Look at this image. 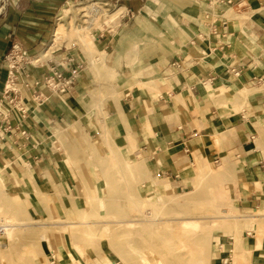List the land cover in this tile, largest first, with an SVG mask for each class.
Segmentation results:
<instances>
[{
	"label": "crops",
	"instance_id": "0c3cea01",
	"mask_svg": "<svg viewBox=\"0 0 264 264\" xmlns=\"http://www.w3.org/2000/svg\"><path fill=\"white\" fill-rule=\"evenodd\" d=\"M69 1L14 0L0 25V169L23 158L30 180L65 197L58 212L71 209L73 197L93 193L94 180H134L142 198L156 202L222 172L226 177L215 187L238 197L242 211L257 212L264 171L253 140L264 122L263 23L256 17L242 26L228 10L215 23L204 16V30L223 28L224 43L216 46L207 38L214 35L198 32L201 17L164 13L157 6L163 0L154 11L152 0H101L120 2L130 22L99 32L91 53L62 47L56 60L33 65L51 45ZM15 47L24 66L12 86L7 57ZM53 68L75 74L67 93L44 87ZM228 176L235 182L231 191ZM50 255V264H82L54 248ZM213 263L264 264V252L253 242L237 253L220 245Z\"/></svg>",
	"mask_w": 264,
	"mask_h": 264
},
{
	"label": "rangeland",
	"instance_id": "374dc122",
	"mask_svg": "<svg viewBox=\"0 0 264 264\" xmlns=\"http://www.w3.org/2000/svg\"><path fill=\"white\" fill-rule=\"evenodd\" d=\"M13 1L0 0V8L4 7L0 12V25L10 15ZM152 1H154L152 6L154 11L157 2H155L156 0ZM172 1L163 0V3L157 6L160 10L162 6L164 13L167 14L170 13V10H177V12L188 11L193 13L195 17H201V22L203 21L202 17L207 15L206 0L203 3L200 2L201 0H191L186 5ZM242 2L243 0L240 1L241 4L236 6L235 9L230 5L220 6L223 7V10H228L230 14L237 16L238 22L245 26L254 21L253 19L258 15V9L252 0H244V4ZM259 2L261 6H264V0H259ZM120 4V2L106 4L101 0H70L60 15V17L63 15L66 29L59 40V44L49 53L50 57L42 58V56L38 59L40 63H35L37 62L35 59L30 60V63L36 66L47 65L49 61L57 59L56 55L62 47L80 46L87 49L76 41L75 33L71 31V28L74 23L88 26L90 23L86 21L91 22L89 11L94 7L98 8L101 14L96 24L98 27H93V36L95 37L99 32H103L106 29L116 32L119 26H125L130 22L127 10L125 8L120 10L123 8ZM118 11L121 15L120 17L118 16L119 18L115 22L106 21L107 18L105 16L111 17ZM201 22V29L198 32L203 35L210 33L208 27H205L204 30L203 22ZM134 23V21L131 22L130 26H133ZM194 24H197L196 20ZM252 27L255 28L257 26L252 25ZM220 33L221 31L216 36L211 34L214 36L207 38H210L211 42L217 46L218 43H224L225 39L224 35ZM185 42L187 43V41ZM193 51L195 53L197 50ZM22 65L24 64L21 63ZM255 127L257 129L254 134L253 145L261 156V167L264 171V122H260ZM17 159L19 160L17 164L10 165L4 170L0 169V218L4 216L16 221L26 220L28 223L31 221L30 224L32 225L30 229L18 230V232L25 233V235H18L13 244L9 242L8 237L4 234L0 236V243L5 242L6 244L5 247H0V264H50V251L53 248L56 254L63 251V253L80 260L82 264H172L174 261L172 252L176 246L172 245L173 243L171 244L170 241L166 242V246H160L161 240L164 238L160 237L161 229L166 227V225L159 223L151 231L150 227L152 225L150 224H132L127 226L120 223L137 220L135 218H139L140 213L147 212H152L153 216L159 215L163 220L209 217V219L203 221V224L228 226V224L233 225L235 223L234 219L225 218L224 216L226 215H209L205 214L206 211L204 210H202L204 212L202 213L203 215L196 217H188L185 213L176 214L171 209L162 210L164 201L149 202L151 205L143 204L141 202L140 186L134 180H94L93 193L84 197H73L72 208L67 209L66 212H58L59 206L65 207V197L50 195L49 190L46 189L47 186L45 188L42 180H30V165L25 164L24 159H21V157ZM233 180L228 176L225 182L227 188L230 187V191L235 184ZM213 185L214 182L211 180H203L197 184L196 187L201 192V200L198 204L200 210L209 206L207 200L212 196L210 188ZM260 192L257 212L242 211L240 209V199L233 195H230L228 206L225 205L219 210H228L229 216H241L247 213L252 216H264V177L261 180ZM178 197L179 199L182 198L181 196ZM183 222L184 220L173 221L168 224L170 226L169 229L177 228ZM256 222H264V217L251 218V223L254 224ZM196 224L201 223L196 222ZM140 228H145V230L148 228L150 231L148 234L140 235ZM222 232V237H214L211 240L210 257L208 255L209 259L202 264H214L215 250L220 245L227 250L233 249L237 253L244 249V244L253 242L256 248L264 252V232L253 233L255 232L254 230L241 227V241L238 240L237 235L233 237L231 233H226L223 230ZM228 244H231V247H228ZM178 261H180L177 262L178 264H197L195 259L189 254Z\"/></svg>",
	"mask_w": 264,
	"mask_h": 264
},
{
	"label": "bare ground",
	"instance_id": "6f19581e",
	"mask_svg": "<svg viewBox=\"0 0 264 264\" xmlns=\"http://www.w3.org/2000/svg\"><path fill=\"white\" fill-rule=\"evenodd\" d=\"M254 5L258 9V23H263L264 28V6L260 5L259 0H252ZM244 4V0L242 2ZM4 9V7L0 8V12ZM121 8L120 10H122ZM119 10V11H120ZM119 11L115 14H113L111 17L105 16L107 20L114 21L117 20V18L120 17L121 13ZM101 12L98 8H92L89 11V22L90 24L88 26H85L86 24H73V27L71 28V31L75 33L76 41L83 45V47H86L87 51L91 53L93 50L92 47H94L95 43V37L93 36V27H96L98 18L100 16ZM85 16V15H84ZM119 16V17H118ZM98 27V26H97ZM66 25L63 21V15L59 18L58 23L56 25L53 40L50 45V47L41 53L39 56L35 57V63H40L39 58H48L50 57L49 53L59 44V40L61 39L62 35L65 33ZM60 143V142H59ZM227 167V166H226ZM226 175L222 172H211L207 175V178L214 182V185L210 188V198L207 200L209 202V206H206L205 209L198 207V204L201 200V192L198 187L195 188V190L188 192L184 195H182L179 199L178 196H172L169 198H166L164 202L162 203V210L165 209H171L176 212V214L179 213H185L188 217H196L198 215H203L204 213L202 210L206 211L205 214L214 215V214H223L225 218L228 219H234L235 223L233 225L228 224V226L225 225H209V224H203V221L205 219H209V217H197V218H170L167 220H163L160 218L159 215L153 216L152 212L147 213H140L139 218H135L137 220L133 221H127L125 223L120 224H126L132 225V224H139V225H145L150 224L152 225L151 231L153 227H156V225H159V223H162L166 225L163 229H161L160 237H164L161 240V245L163 246L166 244L167 241H170V243L174 246H176L172 252L174 261L172 264H178L177 262H180L178 260H182L185 258L188 254L192 256L195 259V262L197 264H202L205 262L208 258V255L210 257V242L214 237H222L223 231L226 233H231L233 237L235 235L238 236V240L241 241V233L240 229L241 227L248 228L249 230H254L256 233L259 231V233L264 232V222H256L251 223V218H261L264 217L262 215H255L252 216L251 214H242L241 216H229L228 210H219L222 209L223 206H228L230 202V195L228 193H225L222 189L216 188L215 183L218 184L219 181L222 182ZM207 180V179H204ZM235 186V185H234ZM184 197V198H183ZM141 202L144 204L151 203L147 202L143 198H141ZM230 206V205H229ZM176 220H184L181 226L177 228H170L168 224H171L173 221ZM33 221V220H32ZM31 222V221H30ZM30 222H26V220H15V219H9L6 217L0 218V233L4 234L8 237V240L11 244L14 243V240L18 235L24 236L25 233L18 232L20 229H30L31 225ZM196 222L201 224H196ZM254 225V226H253ZM225 227V229H223ZM140 235L148 234L150 229L140 228L139 229ZM251 234V233H250ZM27 235V234H26ZM175 243V244H174ZM166 246V245H165ZM169 264V263H167Z\"/></svg>",
	"mask_w": 264,
	"mask_h": 264
},
{
	"label": "built area",
	"instance_id": "2783aa9c",
	"mask_svg": "<svg viewBox=\"0 0 264 264\" xmlns=\"http://www.w3.org/2000/svg\"><path fill=\"white\" fill-rule=\"evenodd\" d=\"M240 1L241 0H207L208 11H207L206 19L208 21L212 20L213 23H215L217 17L220 14H223L224 13L223 11H225L223 10V7L220 5H230L235 9L236 6L241 4ZM216 7L217 9L215 10ZM223 26L226 27L227 23H223ZM209 30L211 34L216 35L220 31L222 33L223 28L221 26H218V24H214L211 26V28H209ZM22 54L23 52L21 51V49L19 47H15L11 55L7 57V60L9 61V63H11V67H12L9 75V83L12 86L16 85L17 77L19 75L18 69L24 66V65L21 66V63L24 64V58ZM64 71L65 70L62 71L53 68L52 70L45 73L43 77L44 87H46L54 94H64L70 91V89L73 88L75 74L73 73L68 76ZM12 94L16 95L15 92H12ZM18 103L21 104V102ZM14 107L15 106H13V108ZM4 121L9 122V115L6 116V119H4ZM1 131H4L2 127H0V138H4L5 134H1ZM23 135H25V133ZM1 235L2 234L0 233V236ZM52 261H54V259H52Z\"/></svg>",
	"mask_w": 264,
	"mask_h": 264
}]
</instances>
